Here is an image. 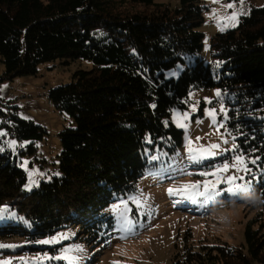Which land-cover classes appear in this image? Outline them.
Here are the masks:
<instances>
[{
  "label": "trees",
  "instance_id": "16d2710c",
  "mask_svg": "<svg viewBox=\"0 0 264 264\" xmlns=\"http://www.w3.org/2000/svg\"><path fill=\"white\" fill-rule=\"evenodd\" d=\"M204 19L200 0L176 6L156 0H0V82L37 74L41 63L57 59L94 64L49 92L52 105L73 119L59 134L58 174L26 189L27 172L0 137V208L7 209L0 213V238L22 241L0 248V261L82 264L79 257L53 258L64 254L66 243L106 248L119 227L110 207L136 195L148 173L171 164L185 144L172 111L188 108L197 90L221 91L225 128L236 146L205 164H237L240 157L239 172L229 176L249 185L229 192L233 185L221 182L216 191L223 199L210 209L236 203L264 208V4L252 7L236 27L215 33L208 59L200 56ZM0 116L2 127L30 141L32 151L48 135L16 106L0 107ZM258 215L245 225L241 245L196 246L191 230L178 234L173 264L264 262V220ZM68 228L75 231L72 238L57 236ZM54 237L56 243H39Z\"/></svg>",
  "mask_w": 264,
  "mask_h": 264
},
{
  "label": "rangeland",
  "instance_id": "374dc122",
  "mask_svg": "<svg viewBox=\"0 0 264 264\" xmlns=\"http://www.w3.org/2000/svg\"><path fill=\"white\" fill-rule=\"evenodd\" d=\"M176 6L179 0H156ZM204 7V22L200 29L205 33L204 50L201 57L209 58L211 37L218 32L234 28L242 16L247 15L252 7L264 4V0H200ZM233 3L234 8L226 7ZM236 13L234 22L225 19ZM233 23L235 26H233ZM94 66L89 59L63 58L41 63L38 73L34 75H20L11 80L0 82V107L5 111L8 106H16L18 114L24 119H30L42 125L48 131L45 139L36 142V149L32 151L30 141H19L6 127H2L5 118L0 116V135L6 140L5 146L12 150L18 163L27 172L26 189L38 186L42 181L50 180L59 170V154L62 149L60 132L70 126L73 119L66 112L56 109L49 101V92L53 87L70 83L78 70H90ZM5 70L0 56V76ZM179 72L176 74L178 75ZM219 93V94H218ZM219 89H202L190 94V104L186 109L174 108L171 120L184 130L185 144L178 154L171 157V164L161 170L148 173L139 184V192L130 199L114 203L109 212L119 223V227L110 239L106 248L101 243L92 247L80 241L77 244L66 243L64 250L69 249L70 257H79L82 264H173L174 245L178 234L191 230L192 242L199 244H224L230 242L235 245L245 243V225L258 214L264 220L262 206L250 207L245 203L226 205L223 208L210 209L211 204L220 202L223 198L218 195L197 196L186 198L179 194L170 195L169 188L179 189L187 183L201 182L203 191L204 181L211 183L217 177L203 176L201 172H213L223 165L209 167L207 160L232 150L233 137L225 128L227 109L220 100ZM203 112L204 117H198ZM211 112L212 115L208 113ZM196 114V115H195ZM183 125V127L181 126ZM200 139H197V138ZM189 140L194 149L207 148L211 144H219L218 155L201 160L199 163L188 159L187 148ZM227 143H224V141ZM10 141H15L14 145ZM27 164H24V162ZM227 171L219 173L223 181L229 175H235L240 168L228 164ZM183 169L180 174L176 169ZM190 173V174H187ZM196 173L195 175H191ZM31 174V175H30ZM35 181V183H31ZM31 187H26L30 185ZM220 183L217 184V186ZM217 188V187H216ZM139 201V203L137 202ZM205 205V206H204ZM118 206V207H117ZM213 208V207H212ZM133 209L135 212H133ZM200 212V213H197ZM259 216V215H258ZM130 221L124 227V221ZM75 231L68 228L64 240L72 238ZM22 242L20 238H0V245H15ZM253 264H264L255 261Z\"/></svg>",
  "mask_w": 264,
  "mask_h": 264
},
{
  "label": "snow or ice",
  "instance_id": "6c2138e0",
  "mask_svg": "<svg viewBox=\"0 0 264 264\" xmlns=\"http://www.w3.org/2000/svg\"><path fill=\"white\" fill-rule=\"evenodd\" d=\"M243 2V0H241V3ZM226 7L228 8H234L235 5L233 3H229L226 5ZM225 19L234 22L236 20V13H233L231 16L226 17ZM233 26L234 23H233ZM219 94V93H218ZM209 115H212L211 112L208 113ZM183 127V125H181ZM0 135H5V133L0 132ZM197 139H200L199 137ZM10 144L14 145L16 142L15 141H10ZM224 143H227V141L225 140ZM189 146L187 148V152H188V159L191 162H195V163H199L201 160H205L208 159L210 157L216 156L219 154V152L215 151L220 149V145L219 144H211L209 145L207 148H200V149H194L191 145H192V141L189 140L188 142ZM236 146L233 145V148H235ZM3 149L0 148V151H2ZM223 151H227V150H223ZM237 161V164L242 163V160L240 157H236L235 158ZM252 163H255V161H252ZM24 164H27V162L25 161ZM237 164L232 165V167H237ZM23 166V165H22ZM229 168V165L227 163H225L223 165L222 168H217L215 171L209 173V172H201L199 173L200 175L203 176H213V177H217L216 180L212 181L211 183H209L208 181H204L202 184L203 187V191H200L201 188V182H196V183H187L181 186V188L179 189H173V188H169L168 192L170 195L172 194H179L181 196H184L186 198H190L192 195H197V196H212V195H218L219 192L216 191V187L218 183L221 182H226L229 184H232L233 187L227 189L229 192L235 190V189H239V188H247L249 187V185L247 183L245 184H235V180L236 179H242V177L237 178V177H233V176H228L226 177L223 181H221L219 179L218 174L222 173L224 171H227ZM244 171H248L246 168L243 169ZM177 172H179L180 174H185L183 169H176ZM190 174V173H187ZM31 175V174H30ZM31 183H35V181H32ZM31 183L30 185L26 186V187H31ZM139 203V201H137ZM118 207V206H117ZM7 211L6 208H0V213H3ZM14 215V214H12ZM131 222L125 220L123 223L124 227H128L130 226ZM58 238H52L51 240H45V241H40L39 243H44V244H48V243H56ZM2 247H15L14 245H0V248ZM69 249H65L64 250V254H62L59 257H54L53 259H65V260H70V259H74L73 257H70L67 255V253L69 252ZM22 259V258H21ZM44 259H48V257H44ZM0 264H11L10 260L9 261H0Z\"/></svg>",
  "mask_w": 264,
  "mask_h": 264
},
{
  "label": "built area",
  "instance_id": "2783aa9c",
  "mask_svg": "<svg viewBox=\"0 0 264 264\" xmlns=\"http://www.w3.org/2000/svg\"><path fill=\"white\" fill-rule=\"evenodd\" d=\"M6 112H7V110H6Z\"/></svg>",
  "mask_w": 264,
  "mask_h": 264
}]
</instances>
